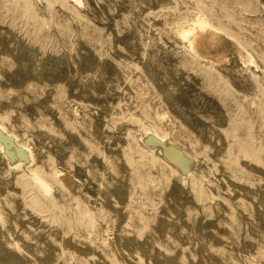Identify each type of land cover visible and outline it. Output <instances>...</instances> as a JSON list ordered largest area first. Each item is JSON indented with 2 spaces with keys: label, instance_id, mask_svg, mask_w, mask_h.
Returning a JSON list of instances; mask_svg holds the SVG:
<instances>
[{
  "label": "rangeland",
  "instance_id": "obj_1",
  "mask_svg": "<svg viewBox=\"0 0 264 264\" xmlns=\"http://www.w3.org/2000/svg\"><path fill=\"white\" fill-rule=\"evenodd\" d=\"M99 1L0 0V264H264V0Z\"/></svg>",
  "mask_w": 264,
  "mask_h": 264
},
{
  "label": "bare ground",
  "instance_id": "obj_2",
  "mask_svg": "<svg viewBox=\"0 0 264 264\" xmlns=\"http://www.w3.org/2000/svg\"><path fill=\"white\" fill-rule=\"evenodd\" d=\"M28 1L29 2L32 1V2H34L33 4H37V5H41V6H44L47 2V0H28ZM70 1H71V4L73 5V7H75L77 12L84 11L88 5L87 0H70ZM96 1L98 2V6L100 7V9L103 12L102 4L100 3L99 0H96ZM65 4H67V3H65ZM48 7H49V5H48ZM197 20H198L197 24L194 23L195 25H193L192 27L190 25L191 28L184 30L185 33H182L184 36L183 38H185L187 45L214 63L222 64L223 62H227L228 58H227V55L225 54V52L223 50L222 51L219 50L220 52L218 51L216 54H212L210 52V49H209L211 47V44H213V42L217 38H219V36H220L219 30L214 28L205 17L199 18ZM186 31L188 33H186ZM22 42H24V41H22ZM222 67H224V66H222ZM163 122L165 124V120ZM148 135H147L148 137L145 138V141L151 142V143L159 142L163 146L162 151H163L164 156L168 160L172 161V163H176L179 168H185V167L190 165V163H191L189 161L190 159L185 157L184 154L181 152V150L172 146L168 142H165L164 140H161V139L158 140L157 137H155L152 134H148ZM11 138H13V137H11L9 131L5 130L4 127L0 124V152L2 154V157L4 158V160L9 161V159L7 158V155L9 154L12 157L14 156L17 158V160L10 161V164L14 165L15 168H18L19 166L22 167L23 166L22 164H25V163L23 161H20L18 158V157H23V156H21L22 153L19 149H17L15 146H13ZM23 146H25V145H23ZM23 149H24V147H23ZM25 149L27 151H29L27 147H25ZM23 151H25V150H23ZM28 153H30V151ZM30 156H31V154H30ZM26 167L29 168V166L25 165L24 168L26 169ZM59 176L62 178V180H64L65 183H67V181L63 177L62 173ZM39 179H40L42 184L46 185V183L41 178H39Z\"/></svg>",
  "mask_w": 264,
  "mask_h": 264
}]
</instances>
